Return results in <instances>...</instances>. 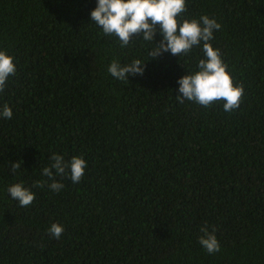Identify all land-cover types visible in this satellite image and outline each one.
<instances>
[{"label":"trees","instance_id":"obj_1","mask_svg":"<svg viewBox=\"0 0 264 264\" xmlns=\"http://www.w3.org/2000/svg\"><path fill=\"white\" fill-rule=\"evenodd\" d=\"M95 6L0 0V50L17 68L0 93L13 109L0 119V264H264V0H187L182 14L221 23L211 43L244 85L231 112L176 100L198 47L113 78V59L150 58L139 38L121 49L90 24ZM51 153L82 155V180L35 186ZM19 182L29 206L7 192ZM202 227L219 252L199 245Z\"/></svg>","mask_w":264,"mask_h":264},{"label":"clouds","instance_id":"obj_2","mask_svg":"<svg viewBox=\"0 0 264 264\" xmlns=\"http://www.w3.org/2000/svg\"><path fill=\"white\" fill-rule=\"evenodd\" d=\"M95 5L90 12V24H94L103 36L114 39L121 49L129 48L139 38L150 58H134L124 63L113 59L107 66L113 78L122 82L130 81L129 77L144 74L148 62L159 60L164 54L177 57L187 55L198 47L202 56L197 59L195 68L176 81V100L179 103L187 100L205 108L214 102H222L225 112L239 108L244 85L234 84L220 49L214 48L211 43L215 32L222 28L215 18L206 14L199 18H184L182 14L186 11L187 0H95ZM157 35L160 36L159 42L155 39ZM14 60V56L0 50V93L17 72ZM12 117V107L7 103L0 105V119ZM48 160V165L41 169L47 181L36 182L37 187L47 183L52 192L58 193L64 188L63 177L77 184L85 175L87 161L82 155L66 158L65 155L51 153ZM20 167L19 162L11 165L13 173ZM7 192L21 207L31 205L36 196L23 182L9 185ZM63 231V225L58 223H52L47 229L55 239H60ZM201 232L199 245L208 254L219 252L220 244L215 231L202 227Z\"/></svg>","mask_w":264,"mask_h":264}]
</instances>
